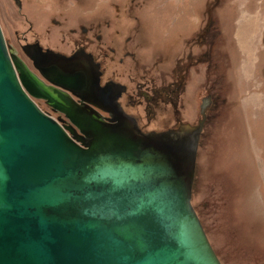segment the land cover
Here are the masks:
<instances>
[{"label": "water", "instance_id": "obj_1", "mask_svg": "<svg viewBox=\"0 0 264 264\" xmlns=\"http://www.w3.org/2000/svg\"><path fill=\"white\" fill-rule=\"evenodd\" d=\"M204 106L166 135L110 120L38 77L0 24V264H223L191 200Z\"/></svg>", "mask_w": 264, "mask_h": 264}, {"label": "rangeland", "instance_id": "obj_2", "mask_svg": "<svg viewBox=\"0 0 264 264\" xmlns=\"http://www.w3.org/2000/svg\"><path fill=\"white\" fill-rule=\"evenodd\" d=\"M40 1L43 7L35 0H21L19 8L14 0H0L5 32L26 31L29 38L38 35L67 47L56 32L48 36L44 31L60 4L52 2L53 10H46L49 1ZM191 1L197 2L196 9L200 1L206 2L198 14L212 20L208 60L200 70H190L180 122L168 102L147 121L145 103L135 89L153 84L146 78L156 83L165 74L168 79L178 43L184 51L197 29L198 14L190 19ZM67 14L73 18L70 22L94 18L96 24L98 19H110L109 27L101 22L98 30L103 35L92 49L102 63L101 79L112 76L126 85L118 103L140 130L163 135L185 131L199 123L201 102L210 98L204 106L206 120L198 139L191 200L223 264H264V0H79ZM249 23L250 32L243 36L246 48L238 38Z\"/></svg>", "mask_w": 264, "mask_h": 264}, {"label": "flooded vegetation", "instance_id": "obj_3", "mask_svg": "<svg viewBox=\"0 0 264 264\" xmlns=\"http://www.w3.org/2000/svg\"><path fill=\"white\" fill-rule=\"evenodd\" d=\"M46 1H49V4H46L47 9L44 8L46 10H53L51 8L52 2H57L60 5H56V10L58 11H53L55 14L51 17L48 16L46 25H44V31L48 36L54 35L56 32V36H59L58 39L61 38L62 42L68 43V46H55L38 35H33L29 38L26 31L20 34L15 29L12 31L13 35L8 34L5 32L0 20L2 32L8 47L15 49V52L23 59L30 70L43 81L68 92L76 101L84 103L89 108L98 109L110 120L125 121L132 119L129 117L130 115L127 116L118 103L119 99L126 92V85L114 80L112 76L105 77L103 80L101 79L104 72L102 70V63L101 60L96 58L92 49L95 41H99L102 37L101 35H103L102 30H98V27L100 29L101 22L106 27H109L110 19H98L96 24L94 18L90 20L75 19L74 22H70L73 18H70L67 13L78 7L79 0H44L42 2L45 4ZM14 2L19 8L21 7V0H14ZM39 2L41 1L35 0V3L39 4ZM39 5L42 6V3ZM217 5L214 4V6ZM203 11L205 12L206 9ZM204 19L205 17L202 18L200 16L197 29L189 38L188 45L181 52V55H173V57L177 58L169 70L168 79H166L165 74H163V80L156 83L153 78H146L147 81L153 84L147 83L145 88L135 89L137 94L142 97V100L140 99L139 101H144L145 103L144 112L147 121L152 118L155 110L162 107L164 102L171 104L177 122H180L182 119L180 117V103L183 101L182 92L185 90L191 76L190 70L192 72L200 70L201 64H204L208 60L207 56L209 52L206 48L207 34L211 32L212 27V25L208 26V23H212V20L208 22ZM31 28L32 25L29 23L28 31ZM261 36V42L264 43V32ZM215 41L216 37H213V43ZM107 49L110 51L115 50L110 45H107ZM121 60L122 57L119 58V61ZM75 73L81 75L80 81L74 77ZM160 75L162 76V74ZM56 80L67 82L72 87L56 84ZM36 100L44 109L56 113L64 121H67V118L60 112L55 111L45 99L36 98ZM205 103L206 100H204ZM201 116L198 117V121Z\"/></svg>", "mask_w": 264, "mask_h": 264}, {"label": "crops", "instance_id": "obj_4", "mask_svg": "<svg viewBox=\"0 0 264 264\" xmlns=\"http://www.w3.org/2000/svg\"><path fill=\"white\" fill-rule=\"evenodd\" d=\"M205 3L206 2H201L200 1V4H199V7H198V9H196L195 8V6H197L196 4H197V2L195 3V2H192L191 1V3L189 4V6H190V14H191V17H190V19H192V16L193 15H195V14H198V12L200 11V8L202 7V4H204L205 5ZM194 6V7H193ZM195 10H194V9ZM204 8V7H203ZM195 11L194 13H192L191 11ZM197 18H200V16H199V14H198V16H197ZM246 21V20H245ZM245 21H243V23L245 22ZM185 22L183 21L182 23H181V25L182 26H185L186 27V25L184 24ZM199 23V22H198ZM252 28V27H251ZM254 28H252V30H253ZM262 31H261V35H262V33L264 32V26L262 27ZM184 30V29H183ZM236 32H235V34L236 33H238L237 32V27L234 29ZM245 30H246V32H245ZM259 31H260V27H259ZM248 32H250V23L248 24V25H246L242 30H241V32H240V37L238 38L239 40H240V43L242 44V45H244V46H246V48H248V43L247 42H245L244 41V39H243V36H246L247 34H248ZM234 34V35H235ZM237 35V34H236ZM238 40V41H239ZM233 43V42H232ZM179 44H180V42L178 43V49H177V53H175L177 56L178 55H181V51L179 50ZM233 45V44H232ZM244 53V52H243ZM234 57V56H233ZM244 60L245 61H248L249 62V58L248 57H245L244 58Z\"/></svg>", "mask_w": 264, "mask_h": 264}]
</instances>
